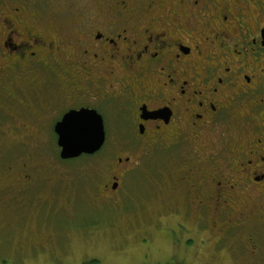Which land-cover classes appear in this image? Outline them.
<instances>
[{"label": "flooded vegetation", "instance_id": "af4514ba", "mask_svg": "<svg viewBox=\"0 0 264 264\" xmlns=\"http://www.w3.org/2000/svg\"><path fill=\"white\" fill-rule=\"evenodd\" d=\"M94 113L103 144L78 158L111 129L127 149L104 155L95 199L156 160L165 222L264 261V0H0V144L59 149L56 125ZM34 160L0 162L2 187H31Z\"/></svg>", "mask_w": 264, "mask_h": 264}, {"label": "rangeland", "instance_id": "374dc122", "mask_svg": "<svg viewBox=\"0 0 264 264\" xmlns=\"http://www.w3.org/2000/svg\"><path fill=\"white\" fill-rule=\"evenodd\" d=\"M125 135L111 129L101 153L74 160H61L59 149L44 142L11 146L12 137L3 139L0 162L30 152L42 172L18 195L2 187L5 178L16 185L13 177L0 174V264H264L239 255L232 244L215 249L208 241L198 247L182 237L179 225L165 222L151 186L156 160L114 198L95 199L104 155L126 154L125 146L112 148L114 139ZM23 136L18 132L14 140Z\"/></svg>", "mask_w": 264, "mask_h": 264}, {"label": "water", "instance_id": "95a60500", "mask_svg": "<svg viewBox=\"0 0 264 264\" xmlns=\"http://www.w3.org/2000/svg\"><path fill=\"white\" fill-rule=\"evenodd\" d=\"M81 113V112H80ZM79 113V114H80ZM95 114V113H94ZM84 118L87 117L86 113H81ZM94 127L88 128L85 119L82 123V129L78 131H63V119L55 127L57 134V143L59 146V158L61 160H69L80 157L81 155H92L96 153L102 146L104 141V132L100 117L95 114ZM83 121V122H82Z\"/></svg>", "mask_w": 264, "mask_h": 264}, {"label": "trees", "instance_id": "16d2710c", "mask_svg": "<svg viewBox=\"0 0 264 264\" xmlns=\"http://www.w3.org/2000/svg\"><path fill=\"white\" fill-rule=\"evenodd\" d=\"M93 263H95V261H92Z\"/></svg>", "mask_w": 264, "mask_h": 264}]
</instances>
